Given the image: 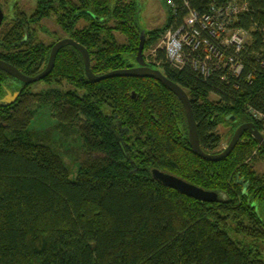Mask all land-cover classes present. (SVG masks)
I'll return each mask as SVG.
<instances>
[{
	"label": "trees",
	"instance_id": "trees-1",
	"mask_svg": "<svg viewBox=\"0 0 264 264\" xmlns=\"http://www.w3.org/2000/svg\"><path fill=\"white\" fill-rule=\"evenodd\" d=\"M171 1L166 26L142 30L133 0H35L31 14L21 10L1 20L0 60L28 76L40 73L52 44L35 31L51 19L63 38L88 50L92 72L102 75L135 66L129 57H136L141 32L144 51L166 28L185 23L189 12L214 15L212 8L234 3L244 9L229 27L248 34L239 52L202 32L199 39L213 40L222 62L202 42L185 46L182 67L171 66L163 51L154 59L188 95L204 152L220 151V124L232 135L253 123L264 136V0ZM230 57L241 63L239 74ZM16 81L0 69V98ZM41 81L49 87L38 92L19 82L17 99L0 106V264H264L228 234L264 241V175L254 169L264 149L248 131L222 160L201 158L173 92L148 77L93 82L71 45L58 51ZM40 108L62 136L76 135L73 161L51 149L46 131L30 129ZM152 169L217 198L182 194L155 179Z\"/></svg>",
	"mask_w": 264,
	"mask_h": 264
},
{
	"label": "water",
	"instance_id": "water-1",
	"mask_svg": "<svg viewBox=\"0 0 264 264\" xmlns=\"http://www.w3.org/2000/svg\"><path fill=\"white\" fill-rule=\"evenodd\" d=\"M2 17H3V14L0 9V22L2 20ZM144 42H145V34L144 32H141L140 41H139L136 58H135L137 65L132 66V67H127V68L112 70L102 75H95L92 72L90 68L88 50L71 38L61 39L52 45L46 67L40 73L36 75H33V76L25 75L20 70H18L15 66L3 60H0V69L7 72L11 76H13L16 80L20 81L21 83L25 85L38 82L40 80H43L46 76L50 74L54 66L55 58H56L58 51L66 45H71L75 47L81 54L83 62H84L85 74L88 77V79L93 82H97L102 79L109 78V77H115V76L116 77L117 76L118 77H121V76L148 77V78H153L161 82L171 92H173L179 98V100L181 101L184 107L186 122L188 126V139H189L190 146L193 152L197 154L198 156H200L201 158H204L210 161H220L223 158L227 157L232 152V150L235 148L237 143L240 141L245 131H248L252 135V137L256 140V142L259 144V146L264 149L263 134L260 133L255 128V125L253 123H243L234 130L232 137L230 141L228 142V145L223 150L217 153L204 152L200 146L197 128H196V124H195V120L193 117V112H192V108H191L188 95L179 85L169 80L162 73L161 70L157 68L149 67L147 65L143 57ZM19 93H20V90H16L14 92H11L10 90H6V94L2 98H0V106H6V105L13 103L17 99ZM120 145L121 147H123L121 142H120ZM152 175L155 179L159 180L162 184L170 188H173L181 192L182 194H185L192 198L206 201V202L214 201L217 198V193L215 192L204 190L201 187L193 185L189 182H186L185 180L181 178L165 173L158 169H152Z\"/></svg>",
	"mask_w": 264,
	"mask_h": 264
},
{
	"label": "rangeland",
	"instance_id": "rangeland-1",
	"mask_svg": "<svg viewBox=\"0 0 264 264\" xmlns=\"http://www.w3.org/2000/svg\"><path fill=\"white\" fill-rule=\"evenodd\" d=\"M137 3L139 7V26L142 30H156L161 29L169 21L171 16L170 6L167 0H133ZM35 0H0V9L5 18V22L11 20V18L16 15V11L23 10L27 14H31L34 10ZM43 26L45 29H37L35 31L39 41L44 42L46 44H54L57 39H64L63 32L59 29V27L55 24L54 20H44ZM83 23V22H81ZM6 26L3 23L0 29H5ZM116 38L119 42H125V36L119 32L115 33ZM156 43L153 46L147 47L143 51V57L149 67L157 68L160 70V67L157 66V61L154 59L153 51L155 50ZM130 63L132 61L133 65H137L135 62L136 57H129ZM49 85L45 84L41 80L35 82L31 85L30 90L32 92H38L44 89H47ZM211 99H215L216 97L212 95ZM56 121L50 116L48 110L44 108H40L35 115V118L31 124V130H35L38 132L46 131V135L48 136V141L51 145V149H55L58 154H61V157L68 156V161L70 162L73 156L71 151L75 147L78 146V141L76 139V135H72L69 138L62 136L55 128ZM218 132L222 136V143L220 147V151L223 150L230 141L232 135H230V127L225 124H220L217 128ZM264 133V132H263ZM231 136V137H230ZM68 137V136H67ZM67 161V162H68ZM71 168V167H70ZM73 169V168H71ZM254 169L259 174L264 175V158H258L254 164ZM229 236L234 240L240 242L243 246L248 249H251L258 253L259 257L264 262V241L253 239L251 237L245 236L243 234H238L232 230L228 231Z\"/></svg>",
	"mask_w": 264,
	"mask_h": 264
},
{
	"label": "built area",
	"instance_id": "built-area-1",
	"mask_svg": "<svg viewBox=\"0 0 264 264\" xmlns=\"http://www.w3.org/2000/svg\"><path fill=\"white\" fill-rule=\"evenodd\" d=\"M167 1L168 4H172L171 0ZM242 9H244V6L239 8L236 4L230 3L218 10L212 8V13L214 15L205 14L200 17L196 12L191 11L187 15L185 23L178 24L175 28H166L164 33L160 35L157 43L158 45L153 53L163 51L167 62L171 66L182 67L185 62V46H190L193 42L195 43V46H197L198 43L202 42V44L205 45L207 52L212 56L215 55L219 62H222L223 53H219L214 48V45L212 44L213 40H200L199 37L202 35V32H207L214 40L216 39L215 41H221L222 46H228L229 48L232 47L236 52H239L243 48V44L245 43V40H247L248 34L243 29L233 26L229 27V22L230 19L233 18V15L241 13L243 11ZM154 55L155 54H153V56ZM230 61L232 72L239 74L242 70L241 63H234L232 57H230Z\"/></svg>",
	"mask_w": 264,
	"mask_h": 264
},
{
	"label": "flooded vegetation",
	"instance_id": "flooded-vegetation-1",
	"mask_svg": "<svg viewBox=\"0 0 264 264\" xmlns=\"http://www.w3.org/2000/svg\"><path fill=\"white\" fill-rule=\"evenodd\" d=\"M3 18H4V16L2 17V20H3ZM17 81H18V80H17ZM17 81H16V82H12V83L10 84V89H6V90H10L11 92H14V91H16V90H20V89H21V86H20V84H19L20 81H18V82H17ZM20 83H21V82H20ZM5 94H6V92H5ZM5 94H4V95H5ZM4 95H3V96H4ZM3 96H2V97H3ZM2 97H1V98H2Z\"/></svg>",
	"mask_w": 264,
	"mask_h": 264
}]
</instances>
